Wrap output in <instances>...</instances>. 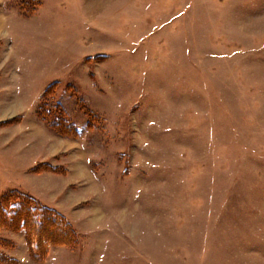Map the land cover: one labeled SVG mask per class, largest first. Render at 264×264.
Masks as SVG:
<instances>
[{
    "label": "rangeland",
    "instance_id": "rangeland-1",
    "mask_svg": "<svg viewBox=\"0 0 264 264\" xmlns=\"http://www.w3.org/2000/svg\"><path fill=\"white\" fill-rule=\"evenodd\" d=\"M11 191L76 232L18 264H264V0H0Z\"/></svg>",
    "mask_w": 264,
    "mask_h": 264
},
{
    "label": "trees",
    "instance_id": "trees-1",
    "mask_svg": "<svg viewBox=\"0 0 264 264\" xmlns=\"http://www.w3.org/2000/svg\"><path fill=\"white\" fill-rule=\"evenodd\" d=\"M0 224L23 230L31 256L37 261L45 257L50 245H71L76 242V232L63 214L16 191L0 199ZM0 262L18 264L8 256L0 257Z\"/></svg>",
    "mask_w": 264,
    "mask_h": 264
}]
</instances>
